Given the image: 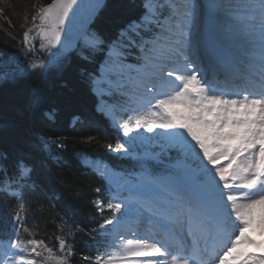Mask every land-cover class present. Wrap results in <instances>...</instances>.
Masks as SVG:
<instances>
[{
  "label": "snow or ice",
  "instance_id": "6c2138e0",
  "mask_svg": "<svg viewBox=\"0 0 264 264\" xmlns=\"http://www.w3.org/2000/svg\"><path fill=\"white\" fill-rule=\"evenodd\" d=\"M109 9H115L112 26L100 27ZM29 21L39 22L38 46L29 38ZM7 24L15 27L11 19ZM20 27L21 48L31 62L4 74L18 91L11 98L0 95V187L44 182L50 159L45 148L52 142L37 138L35 125L46 114L48 97L24 83L62 74L79 58L93 65L81 75L94 113L118 134L115 144L104 147L116 159L139 162L135 174H122L85 160L112 194L92 201L98 227L78 228L105 237V255L84 261L167 264L172 257L171 264H194L188 250L195 248L200 264H264V241L252 235L257 228L264 234V0H54L30 8ZM137 100L143 111L132 107ZM117 107L127 115L120 122L113 115ZM97 140L84 138L88 144ZM9 207L11 233L0 264H36L23 254L30 248L38 256L47 245L20 238L33 236L26 224L29 206L13 199ZM143 223L163 238L132 230ZM60 231L61 264H70L75 250Z\"/></svg>",
  "mask_w": 264,
  "mask_h": 264
},
{
  "label": "trees",
  "instance_id": "16d2710c",
  "mask_svg": "<svg viewBox=\"0 0 264 264\" xmlns=\"http://www.w3.org/2000/svg\"><path fill=\"white\" fill-rule=\"evenodd\" d=\"M51 0H0V8L5 9V16L0 17V72L9 69L11 62L21 55L23 16L29 14L30 8L36 5L46 6ZM115 3L116 0H110ZM115 9H109L101 17L99 26H112V16ZM11 19L14 28H9L7 20ZM33 23L29 21L27 27ZM113 27V31H114ZM15 53L12 59L7 54ZM92 64L79 58L74 59L66 70L59 74L55 71L43 77H29L25 80L26 89H36L48 97L45 104V115L37 119L35 135L37 138L52 139L49 163L45 165L48 175L43 183L35 184V188L24 191L21 198L29 206L26 224L32 237L23 233V238H36L45 241L37 250L40 255L31 253L36 264H43L46 256L64 253L59 251L57 237L61 236L60 229H64L68 243L74 247L75 255L71 257L70 264H89L84 256H93L95 234L80 232V226L98 227L95 220L101 219L92 208V201L102 198V185L87 168L81 166L74 154L84 151L92 156L105 157L111 162L123 165V159H116L107 153L105 142L114 144L115 136L112 129L99 119L93 111L94 101L88 95L83 84L82 71L91 70ZM11 74V73H10ZM18 89L6 84V77L0 81V95L14 97ZM78 115L79 120L70 126V119ZM97 136L98 140L91 144L85 143L86 136ZM57 142H63L64 147H56ZM45 152L46 148H45ZM101 192L96 193L95 189ZM16 198H7L0 195V222L6 217L8 220L12 211L10 202ZM106 215L108 213H105ZM23 215V213H22ZM96 242V241H95ZM60 256V258H62Z\"/></svg>",
  "mask_w": 264,
  "mask_h": 264
},
{
  "label": "rangeland",
  "instance_id": "374dc122",
  "mask_svg": "<svg viewBox=\"0 0 264 264\" xmlns=\"http://www.w3.org/2000/svg\"><path fill=\"white\" fill-rule=\"evenodd\" d=\"M199 2H200V0H199ZM234 2H237V3H239V2H241V0H234ZM37 39H38V44H39V37H37ZM38 44H37V46H38ZM24 56H26V53H23L22 54V56H20V57H24ZM22 58H20V60H21ZM37 61L39 60V58L38 57H36L35 58ZM31 61L30 60H26V62L25 63H21L20 65H19V68L17 69V67H13V72H16L17 70H23V67H24V65L25 64H27V63H30ZM4 74H6V73H0V80H2L3 78H5V75ZM7 74H10V73H8L7 72ZM105 99H108V98H105ZM144 104V102L142 101V100H137V102L134 104V105H132V107H136V108H138L140 111H143L144 109L141 107V105H143ZM133 114H135V113H133ZM113 115H114V117H115V119H116V121L117 122H120V121H122L123 119H126L127 118V115L125 114V111L124 110H122L120 107H117L115 110H114V112H113ZM115 126V125H114ZM136 134V132H135V125H134V122H133V132H132V135H135ZM143 151V147L142 146H139L138 145V147H137V152H142ZM155 151H158V149H155ZM131 158H134V159H136L135 157H131ZM91 163V162H90ZM95 165H96V162H95ZM101 165V163H99V165H96V167L97 168H99V169H104V167L102 166H100ZM106 166V165H105ZM109 169V168H108ZM122 174H126V173H122ZM108 184V183H107ZM109 185V184H108ZM135 231H139V230H135ZM143 231L141 230V232L139 233V235H141V233H142ZM125 233H126V235H128V232L125 230ZM259 233H261V232H257L255 235H257V234H259ZM110 242V241H109ZM110 250V252L112 253L111 254V256H113V257H119V254H120V252L119 251H117L115 248H109L108 249V251ZM121 251H122V249H121Z\"/></svg>",
  "mask_w": 264,
  "mask_h": 264
},
{
  "label": "bare ground",
  "instance_id": "6f19581e",
  "mask_svg": "<svg viewBox=\"0 0 264 264\" xmlns=\"http://www.w3.org/2000/svg\"><path fill=\"white\" fill-rule=\"evenodd\" d=\"M96 165H99V162H96ZM101 167L103 166L104 168L106 167L104 164H101L100 165ZM110 170V169H109ZM258 229V228H257ZM149 230H151V228H150V226L149 225H147V224H144L143 225V230L142 231H146V233H148L149 234ZM141 232V230H139L138 231V234ZM157 232L158 231H156L155 229L152 231L151 230V235H152V237H151V239H161V238H163V236H158L157 235ZM257 232H259V229L257 230ZM141 236H144V237H146V238H149L148 236H147V234H145V233H141ZM175 247V245L173 244V248ZM189 249H191V248H189ZM194 249V248H193ZM171 260H172V257H168L167 258V264H171ZM17 264H18V261H17Z\"/></svg>",
  "mask_w": 264,
  "mask_h": 264
},
{
  "label": "water",
  "instance_id": "95a60500",
  "mask_svg": "<svg viewBox=\"0 0 264 264\" xmlns=\"http://www.w3.org/2000/svg\"><path fill=\"white\" fill-rule=\"evenodd\" d=\"M51 2H54V0H51L49 3H51ZM85 2H87V0H85ZM48 6V5H47Z\"/></svg>",
  "mask_w": 264,
  "mask_h": 264
}]
</instances>
